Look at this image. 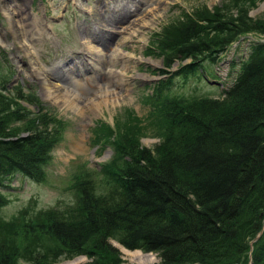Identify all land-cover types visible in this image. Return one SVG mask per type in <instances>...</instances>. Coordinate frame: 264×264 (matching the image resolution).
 Returning a JSON list of instances; mask_svg holds the SVG:
<instances>
[{"label": "trees", "instance_id": "obj_1", "mask_svg": "<svg viewBox=\"0 0 264 264\" xmlns=\"http://www.w3.org/2000/svg\"><path fill=\"white\" fill-rule=\"evenodd\" d=\"M248 33L264 35V14L251 19L247 9H237L235 18H188L155 47L162 75L177 62L187 77L201 58L214 60ZM250 51L218 98L168 97L166 80L153 103L160 144L142 149L137 137L115 149L118 157L102 173L107 191L79 180L76 205L43 214L40 233L58 241L66 259L83 255L87 264H121L110 241L153 253L159 264H264V43ZM5 91L0 88V207L16 176L42 179L60 142L59 121L37 100ZM4 243L0 237V264H18ZM46 256L37 255L34 264L55 263L56 255Z\"/></svg>", "mask_w": 264, "mask_h": 264}, {"label": "rangeland", "instance_id": "obj_2", "mask_svg": "<svg viewBox=\"0 0 264 264\" xmlns=\"http://www.w3.org/2000/svg\"><path fill=\"white\" fill-rule=\"evenodd\" d=\"M98 1L101 0H0V88L15 99L17 95H30L52 120L60 123V142L51 153L42 179L29 181L16 176L3 191L6 204L0 207V237L18 264H34L37 255H56L54 264L90 262L83 255L66 259L61 244L40 233L37 225L44 221L43 214L75 206L79 196L75 184L81 179L90 180L96 192L105 193L109 185L102 176L103 168L118 157L115 149H122L125 143L134 144L138 137L140 148L150 151L160 144V120L153 103L156 91L166 80H171L168 97L218 98L237 75L239 66L235 62L247 56L248 48L264 41V36L258 34L239 35L214 58L215 63L204 56L200 67L184 77V70L180 71V64L175 62L163 76V59L155 47L188 18L199 20L214 13L235 18L237 9H247L248 17L257 19L264 14V0H256L253 5L249 0H102L108 11L100 13V17L106 21L103 27L110 35L101 44L94 43L88 57L92 66L86 65L90 71L77 72V59L69 61L77 58L74 52L80 51L79 43L83 42L76 32L93 24ZM7 5L28 18L34 39L14 34L16 27L9 20ZM120 9L132 11V15L120 24L117 20L108 22L106 18L116 19ZM25 49L35 53L37 63L51 71L48 81L36 75ZM189 62L188 59L182 64ZM71 68L76 75L71 74ZM109 71L113 75H107ZM224 73L229 79L227 85L220 83L224 82ZM48 82L62 88L58 96L64 98L63 103L50 95ZM100 91L110 94L99 101L102 106H85L74 100L94 99ZM18 104L32 110L22 100ZM110 243L118 249L121 264H142L135 261L138 254L153 258L146 264L160 263L153 253L129 251L115 241Z\"/></svg>", "mask_w": 264, "mask_h": 264}, {"label": "bare ground", "instance_id": "obj_3", "mask_svg": "<svg viewBox=\"0 0 264 264\" xmlns=\"http://www.w3.org/2000/svg\"><path fill=\"white\" fill-rule=\"evenodd\" d=\"M103 7H104V2L102 0L98 1V6L94 7L93 13L96 16V18H93V20H94L93 24L90 25L89 27L85 28L83 30V32H78V29H77L76 33L79 36V39L81 41L83 40V42L79 43L80 51L78 53L74 52V54L77 55L76 56L77 58L71 57L69 60V61L74 62L77 59V61L79 62V65L77 66V69H79V70H77V72L78 71L81 72L82 70H84L87 73L90 71V69L86 70V68L88 67V65L92 66L88 57H89V54L91 52V49L94 48V43L101 44L102 42L105 41V40L103 41V38H105L106 36L108 38V36L110 35V33H107L103 27V25L106 24V21L104 19L102 20L100 17V13H102V12L107 13V11H108V9H107V11H105ZM6 10H7L8 16H9V20L16 27L14 34L17 36V35L23 33L26 36L29 35V39H31V40L34 39L33 36L31 35V32H30L31 30H30V26L28 23V18L24 17L22 12L19 11V9L14 8V6L7 5ZM131 13H132V11H124L123 9H120V10H117L115 13V14H118L116 19H112V18H110V16H109V18H106V19L108 20V22H109V20H111V21L117 20L118 22L120 21L118 23V24H120L122 21H125L127 18H129L132 15ZM82 37H84L86 39V41L84 39H82ZM105 43H107V41ZM23 47L26 48V46H23ZM25 50H27V49H25ZM27 55L29 57V61L32 65V68L34 69L36 75L43 77V80H47L46 77H48V76L50 77L52 75L51 71L47 68L41 67L37 63V61H36L37 55H35V53L27 50ZM84 65H85V67H84ZM86 65H87V67H86ZM70 72H71V74L76 75V73L73 71V68L70 69ZM77 75H78V73H77ZM79 75H80V73H79ZM107 75H113V73L111 71H109L107 73ZM66 77L69 78L68 76H66ZM71 81H73V80H71ZM74 83H76V82H74ZM48 86H49L48 91H49L50 95L53 97V99L58 100V102H60V103H63L64 98L58 96L60 94V91L62 88L59 85H53L52 83H49V82H48ZM108 92L109 91H107V92L106 91H103V92L100 91L99 94L94 95V99H90L89 97H87L86 99H84L82 101H80L79 99H74V100L80 102L81 104H84L85 106L96 104V103H97L96 105L102 106V105H99V101L101 102L107 96H109L110 94ZM70 104L72 105V102ZM134 258H135V261H138L142 264L153 262V258L151 256H146V255L143 256V255L138 254ZM66 264H73V262H67Z\"/></svg>", "mask_w": 264, "mask_h": 264}, {"label": "built area", "instance_id": "obj_4", "mask_svg": "<svg viewBox=\"0 0 264 264\" xmlns=\"http://www.w3.org/2000/svg\"><path fill=\"white\" fill-rule=\"evenodd\" d=\"M226 75H227V73L222 74V78H223V80L226 79Z\"/></svg>", "mask_w": 264, "mask_h": 264}]
</instances>
